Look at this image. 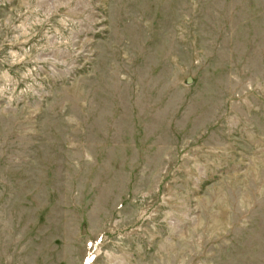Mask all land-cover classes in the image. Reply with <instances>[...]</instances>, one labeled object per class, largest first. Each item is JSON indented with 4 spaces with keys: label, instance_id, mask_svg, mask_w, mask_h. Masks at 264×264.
Segmentation results:
<instances>
[{
    "label": "rangeland",
    "instance_id": "374dc122",
    "mask_svg": "<svg viewBox=\"0 0 264 264\" xmlns=\"http://www.w3.org/2000/svg\"><path fill=\"white\" fill-rule=\"evenodd\" d=\"M0 264H264V0H0Z\"/></svg>",
    "mask_w": 264,
    "mask_h": 264
}]
</instances>
